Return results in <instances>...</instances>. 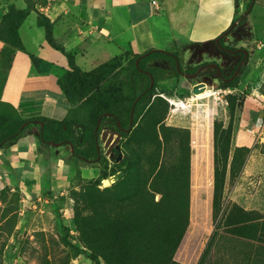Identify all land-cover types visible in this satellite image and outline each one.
<instances>
[{
    "label": "rangeland",
    "instance_id": "1",
    "mask_svg": "<svg viewBox=\"0 0 264 264\" xmlns=\"http://www.w3.org/2000/svg\"><path fill=\"white\" fill-rule=\"evenodd\" d=\"M34 1L39 2L35 7L40 11L41 7L47 6L51 0ZM250 1L233 0V19L247 9ZM24 6L23 0H0V99L5 94L2 89L8 76L5 65L7 56L14 52H23L22 47H13L7 42V35L2 26L4 17L8 12ZM243 18L247 32L245 38L236 45L245 47L247 58L229 85L221 86L212 76H207H214V70L210 68H204L194 77L177 75L158 80L153 84L150 103L130 129L133 131L141 127L147 130L146 126L155 123L156 128L164 125L189 131V223L173 256V259L181 264H197L205 242L214 228L210 247L204 251L200 264H212L213 260L222 256L224 248L221 249L217 244L225 236L222 234L225 230L222 226L224 210L229 209L233 203L251 212L248 215L251 221L245 230L248 229L247 236L251 235V232L255 233L252 239L242 236L235 238L239 239V245L238 242L234 244L232 250L235 261H247L245 258L253 252L248 248L251 240L256 239L259 244L264 245V142L246 131L251 125L256 127L264 123V0H254ZM22 36L25 42L29 43V55L39 56L43 60L45 52L42 47H37V38L42 40L40 33L34 30V34H28L23 31ZM226 42L233 44L231 35ZM178 51L177 61L182 70L189 68L191 71L195 65L210 63L222 67L226 63L224 52L205 44H192L181 49L179 47ZM22 60L19 59L18 62ZM158 62L160 60L149 61L150 64ZM200 82L204 84L199 85L194 93L193 87ZM209 90H213L215 94L209 95ZM171 97L183 100L187 107H175L170 103ZM191 97L201 100L189 105ZM0 108L4 109L1 106ZM68 116L70 118L71 114ZM105 128L113 130L103 127L101 131ZM101 131L98 145L105 155ZM226 132L229 137V157L220 209L213 217L214 138H220L221 144ZM26 133H34L36 137L37 126L30 124L24 129L23 135ZM37 141V151L45 155L46 162L49 153L58 158V179L51 189L50 179L53 177L54 167L50 161L47 162L49 170L40 187H36L34 180L22 176L9 165H1L0 264H105L103 261L96 263L90 256L91 251L85 246L77 229L76 218L81 216L90 220H112L125 211L129 201L140 199L143 171L146 170L142 158L133 165V170L139 169L138 176H135L133 171L130 174L118 171L94 185L93 180L101 167L98 162L76 161L71 155L69 144L46 146ZM137 142L133 136H128L121 142L119 140L118 144L122 151L126 146L139 152ZM220 144H217L219 150ZM237 148H242L238 160L243 163L236 166L237 174L231 176V160ZM111 155L112 152L105 155L109 163ZM1 158L5 159L4 156ZM9 174H12L11 177ZM124 184L130 188L129 195L119 201L114 197V193ZM143 187L146 189L147 185ZM157 198L158 195L155 200ZM100 201L102 204L95 207Z\"/></svg>",
    "mask_w": 264,
    "mask_h": 264
},
{
    "label": "trees",
    "instance_id": "2",
    "mask_svg": "<svg viewBox=\"0 0 264 264\" xmlns=\"http://www.w3.org/2000/svg\"><path fill=\"white\" fill-rule=\"evenodd\" d=\"M23 1V8L10 11L4 17L2 26L7 35L5 38L11 46L22 47L19 26L30 12L36 14V23L43 28L47 43L67 58L69 68L57 77L56 82L70 108L63 119L44 116L22 118L15 111L0 108V148L16 142L30 124L36 125L39 143L46 146L52 143L69 144L71 155L76 161H96L101 165L93 180L94 185L118 171L129 174L133 171L135 176H138L139 169L133 170V165L142 158L146 170L143 171L141 183L143 186L147 185V188L141 186L140 199L129 201L125 211L112 220H90L88 217L78 216L77 229L96 263L103 261L105 264H181L176 262L173 256L189 223V131L164 125L156 128L155 123L146 126L147 130L141 127L133 131L128 129L130 113L133 126L150 103L153 84L158 80L179 75L176 67V60L179 61L178 53L157 48H149L141 53L124 51L89 70H82L75 64L73 53L67 51L54 37L53 22L35 7L39 2ZM223 32L215 38L221 39ZM215 38L192 44H208L214 42ZM151 59L160 62L150 64ZM198 66L186 71L194 72ZM179 69H182L180 65ZM232 81L219 78L221 86H227ZM103 127L120 132V142L128 136H133L138 140L139 152L126 146L122 151L120 144H117L111 151L109 163L98 145L99 133ZM218 142L220 144V138L215 137L213 217L220 209L229 157L227 132L220 144V150L217 148ZM241 150L242 148H237L233 154L231 176L237 174L236 166L243 163L238 160ZM76 173L78 176V169ZM125 186L126 184L114 193V197L119 201L129 195L130 188ZM156 195L158 198L155 200ZM101 201L95 207H99ZM224 211L223 235L254 238V232L247 236L248 229L245 230L251 221L248 216L251 212L236 203ZM214 231L215 228L209 235L197 264L201 263L204 251L210 247Z\"/></svg>",
    "mask_w": 264,
    "mask_h": 264
},
{
    "label": "crops",
    "instance_id": "3",
    "mask_svg": "<svg viewBox=\"0 0 264 264\" xmlns=\"http://www.w3.org/2000/svg\"><path fill=\"white\" fill-rule=\"evenodd\" d=\"M224 2L51 0L40 11L53 22L54 37L67 51L73 53L75 64L82 70H89L124 51L141 53L149 48H157L178 53L179 47L181 49L193 42L213 40L234 20L233 0ZM34 30L42 37V40L37 38V47H42L45 52L43 60L39 56L29 55V43L22 36L23 31L34 34ZM18 33L23 52L7 56L5 65L8 76L2 89L5 94L0 99V106L15 111L22 118L44 116L63 119L70 105L56 80L69 68L67 58L47 43L43 28L36 24L34 12H30L23 20ZM19 59L22 60L20 63ZM87 64L91 65L83 67ZM36 141L34 133H22L16 142L0 148V167L9 165L40 187L49 170L47 162L50 161L54 167L50 179L53 189L58 179L59 160L49 153L46 162L45 155L37 151ZM1 156L5 159L2 160ZM238 240L223 236L217 245L224 251L212 264H264V245L256 239L248 243L249 251L253 252L245 258L247 261L236 262L232 250Z\"/></svg>",
    "mask_w": 264,
    "mask_h": 264
},
{
    "label": "flooded vegetation",
    "instance_id": "4",
    "mask_svg": "<svg viewBox=\"0 0 264 264\" xmlns=\"http://www.w3.org/2000/svg\"><path fill=\"white\" fill-rule=\"evenodd\" d=\"M239 17L235 18L230 22V24L227 26L226 30L224 31V34H222L221 39H218V43L214 42H209L208 46H211L213 48H216L219 51H222L226 55V63L224 66L220 67L217 64V67H212L209 64H199L198 68L194 72H187L186 69L180 70L179 75H183L186 77H194L204 69V68H210L211 70H214V76L213 75H207V76H212L213 79H216L219 82V78L223 79L224 81H231L233 80L239 70L242 67V64L245 62L247 58V52L244 54L243 50L245 49L244 46H237L236 43H238L241 39L245 38L244 36L246 35L247 29L244 26V21L240 19L238 22L235 23V21ZM234 24V25H233ZM234 29H236L234 31ZM234 31V33H232ZM224 35H226V39H224ZM231 35L232 43L233 44H228L227 38L228 36ZM216 39V38H215ZM247 39V38H246ZM220 46L222 48H220ZM246 50V49H245ZM247 51V50H246ZM212 64V63H210ZM196 66V65H195ZM218 70L220 71L221 74H218Z\"/></svg>",
    "mask_w": 264,
    "mask_h": 264
},
{
    "label": "water",
    "instance_id": "5",
    "mask_svg": "<svg viewBox=\"0 0 264 264\" xmlns=\"http://www.w3.org/2000/svg\"><path fill=\"white\" fill-rule=\"evenodd\" d=\"M253 1L254 0L250 1L247 9L239 16V18L235 21V23L238 22L240 19H242L248 13V11L250 10V8H251V6L253 4ZM223 34H224V32H223ZM226 37L227 36L224 35V39H226ZM215 42L218 43V38L215 39ZM220 48H222V47L220 46ZM243 52H244V54H246L247 51L244 49ZM209 65H211L212 67H217V65L214 64V63L209 64ZM176 67H177V70L180 71L179 62L177 60H176ZM218 74H221L219 70H218ZM151 84H152V78H151ZM203 84H204L203 82H200L199 84H196L193 87V92L195 93L198 90L199 85H203ZM131 117H132V113H130V121H129L128 129H131V127H132ZM100 135H101V139L104 141V147L106 149L105 150V155L109 154L112 151L113 147H115L119 143V140L121 138L120 132L115 131V130H111V129H107V128L103 129L101 131Z\"/></svg>",
    "mask_w": 264,
    "mask_h": 264
},
{
    "label": "built area",
    "instance_id": "6",
    "mask_svg": "<svg viewBox=\"0 0 264 264\" xmlns=\"http://www.w3.org/2000/svg\"><path fill=\"white\" fill-rule=\"evenodd\" d=\"M256 46L260 48L259 44ZM246 131L264 142V123L258 124L256 127L251 125L250 127L246 128Z\"/></svg>",
    "mask_w": 264,
    "mask_h": 264
},
{
    "label": "bare ground",
    "instance_id": "7",
    "mask_svg": "<svg viewBox=\"0 0 264 264\" xmlns=\"http://www.w3.org/2000/svg\"><path fill=\"white\" fill-rule=\"evenodd\" d=\"M208 94L209 95H214L215 94V92L213 91V90H209L208 91ZM204 99H205V97H204ZM170 103L172 104V105H174L175 107H180V108H183V107H187L186 105H185V103L183 102V100H181V99H177V98H173V97H171L170 99ZM190 100H191V102L189 103V105H192V103H197V102H199L201 99H199V98H190Z\"/></svg>",
    "mask_w": 264,
    "mask_h": 264
}]
</instances>
